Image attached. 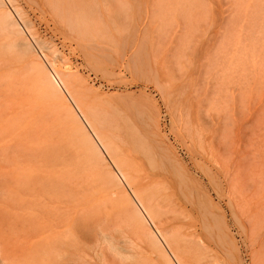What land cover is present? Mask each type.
Returning <instances> with one entry per match:
<instances>
[{"label": "rangeland", "instance_id": "obj_1", "mask_svg": "<svg viewBox=\"0 0 264 264\" xmlns=\"http://www.w3.org/2000/svg\"><path fill=\"white\" fill-rule=\"evenodd\" d=\"M44 1L16 4L24 8L38 38L52 45L55 65L77 80L112 125L118 145L134 161L139 183L153 190L159 185L162 217L157 224L175 231L200 264H264V0H96L99 12L94 18L105 15L106 22L95 19L88 24L92 27L83 28L86 32L52 15L54 4ZM103 3L109 6L106 13ZM5 4L33 56L41 58L38 62L48 71L38 45ZM47 75L42 76L45 83ZM23 87L0 68V187L7 193L0 198L1 212L42 215L53 230L75 229L78 253L85 260L89 256L84 264H132L110 240L141 257L140 264H146L142 261L147 255L162 261L160 252L145 249L155 232L149 220L141 230L144 239L137 238L110 203L94 200L93 190L71 179L51 159L59 112L47 104H32ZM56 102L65 113V104ZM41 135L51 151L47 170L59 176L58 181L50 176L44 192L34 177H28L38 167L35 154ZM136 138L151 143L161 159L153 165L132 152ZM125 206L130 209L128 203Z\"/></svg>", "mask_w": 264, "mask_h": 264}, {"label": "bare ground", "instance_id": "obj_2", "mask_svg": "<svg viewBox=\"0 0 264 264\" xmlns=\"http://www.w3.org/2000/svg\"><path fill=\"white\" fill-rule=\"evenodd\" d=\"M46 1H48L49 4L52 3L51 5H49L46 2L47 3L46 7L48 8L49 6H52L54 4L51 7L53 11V12L51 11L52 15L53 13H55L57 17L64 20L63 22H66L71 28H78L79 30H84L83 28H85L86 25L88 26V24H92V22L95 19H98V18H94V16L97 15V14L95 15V13L99 12V11L97 12V10L95 11L96 0H46ZM5 2L11 5L10 7L12 8V11L15 13L19 21L23 23L27 32L31 35L35 43L38 45L39 49L43 53L42 54L43 57L46 59L45 61L48 63L50 71L49 70L47 71L46 69L47 66L45 67L44 65L45 63L38 62L39 57L33 56L34 50L32 49L31 44L25 38V35L22 29L20 28L19 23L15 21L13 17L14 14H12L11 10L9 11L8 9H6ZM43 2L45 1L43 0ZM33 3L34 2H32V4ZM18 5L19 4H16V0H0V68L2 67L6 69V71L8 70L10 76L17 78V80L20 81L21 85L25 87L29 95V98H31L32 104L35 103L36 105L47 104L48 108L50 106L51 108H54V111L55 109L58 110L59 120L56 122V126L58 127L60 126V127L58 129L55 128V130L53 131L57 139L54 140V147L53 146L51 147L53 154L51 153L52 158L51 156L50 158L54 162L58 164L60 163V165H62L68 171V173H70L71 179H75V180L80 179L85 188H89L93 190L94 191L93 193H96L95 195H97V199L94 200L98 202L101 201L102 205L110 203V205H112V207L118 212L117 213L118 217L121 220H123L125 226L137 238L144 239L143 236L141 237L142 235L141 233L143 232V231L141 232V230H143L145 222L146 221L148 222L149 220L155 232L152 233L153 241H151V244L149 245L146 244L145 249L147 250V253L153 250H157L158 252H160L161 254L160 257L162 258V261L161 260L158 261V259L152 258L151 256L147 255L146 257L147 260L145 261L141 260L142 263L145 262L146 264H164V263L165 264H200L199 263L200 259L199 261H197L198 258L196 260L194 258L195 256L193 257L192 254L191 256L189 254L190 252H188L185 249V247L180 243L181 240L179 239L178 235L176 236L175 231H172V229L169 227L168 228L171 229V231L168 228L167 229L163 228L165 226L163 224H162L163 226H161L162 227L161 229V227L159 226L160 222L157 224V222L161 220L162 217L160 211L161 209L159 207V204L157 203L158 200L157 196L159 193H161V192L158 193L159 185L157 186L158 187L157 189L153 190L154 188L153 189L148 188L147 186H143L139 183V177L137 176L134 161L130 157V155L125 150L123 151V149L120 148V146L118 145L117 137L110 129V126L112 125H109L105 120V118L101 116L102 115L100 114L101 112H98V110L90 103L91 100H89L85 91H83V89L80 88L77 80L72 78V76L71 78L67 77L70 76V74L66 75L65 72H63L62 69L59 67L60 65L58 67L55 65L52 56L53 48L51 49L50 47L52 45H48L46 41L44 42L40 40V38H38L36 33L32 30L33 27L32 24H29L27 20L28 17L25 16L26 12L24 13L23 10L24 8L21 9L22 7L20 8ZM103 5L105 6L104 3ZM104 6L103 8L105 9L106 6L105 7ZM107 8L106 10H103L105 11V13L107 11ZM98 17H100V14L98 15ZM98 20L102 21L103 23L106 22L105 15H102L101 20L100 19ZM63 24L65 25V27L68 26L65 23ZM100 24L101 23H99L98 25L100 26ZM60 25L62 26V24ZM89 27L92 26H88V28ZM72 31L75 33L74 30ZM84 31L86 32V30ZM40 59L41 58H39V60ZM67 63L69 62L67 61ZM45 72H47L48 74L47 76L49 78V82L46 81V83L44 82L45 78L44 79L42 78V76L44 77ZM56 100H59L65 104L66 106L65 108H67V110H65V113H62L60 111L61 110L60 107H57L60 106L61 104L57 105ZM66 101H68L71 104V106ZM33 109L35 110V108ZM67 111L68 113H70V116H66ZM76 112H78V114ZM27 113L29 114V112ZM47 114L46 116H49V114L48 115ZM79 118L82 119L86 127L83 125V123H81ZM17 122L19 121H16V124ZM12 126H13L12 128L17 127L16 125L15 126L12 125ZM87 129L91 131L92 135L89 133ZM6 133H4L3 135L5 136ZM46 142L47 140L45 135H41V139H39L38 145L36 144L39 147L38 150L39 153H37V155L35 154V159H38L36 161L39 162L38 167L35 171L31 170V172L28 175V177L31 180H33L32 179L33 177L36 179L37 185L39 186V189L42 190V192L45 191L46 184L50 176L53 177L55 181H58L59 178L57 174H50L47 170L48 167L47 164L48 161L50 160V159L48 160V156H49L48 152L51 151L47 152V147L45 146H49V145H45ZM101 150L105 154H107L108 158L115 167V170L120 174L122 181L119 180V178L115 177L114 175L115 172L113 174L112 169L107 163L106 159L104 158ZM131 151L137 152L143 157H145L147 161L150 162V164H153L156 162V160L161 159V157L156 152V150L153 149L151 143H149L144 139L136 138L132 140ZM162 163L161 165L164 166V163L163 164ZM21 172L23 173V171ZM209 176L211 175L209 174ZM28 177H26V179ZM19 180H22V177H20ZM8 182L10 181L8 180ZM19 182H18V186H19ZM1 189L2 188L0 187V192H2L0 194H3V196L0 195L2 196L0 198H3L5 197V195H7V193L4 194L3 191L4 188L2 190ZM118 193H121L122 197H124V199L127 202H124V199L120 198V196H118ZM106 196H107V200H105ZM11 198H13V196H11ZM127 203L129 204L130 209L126 208L125 205ZM135 203H137V206L139 208L136 206ZM1 211L2 210H0V264H64L62 263L64 261H67V263L69 264H79V263L84 264L86 260L87 262H90L88 260L89 256L85 260L78 253L77 245L79 244V235H77L75 229H73V231L71 232L67 230L64 231L58 229L53 230L47 224V221L42 215L38 218H34L31 216L12 215L7 212L2 213ZM222 218L223 217L221 216V219ZM168 233H170L171 235L169 236ZM139 241L141 243V240ZM109 243L112 245V248L114 250H119V254L122 257V259L127 260V262L131 261L132 264H140L138 263V261H140L141 257L139 259L137 256L130 254L128 252L129 251L128 249H127L128 251L121 249L119 246L114 244V241L110 240ZM157 254L158 253H156V255Z\"/></svg>", "mask_w": 264, "mask_h": 264}]
</instances>
